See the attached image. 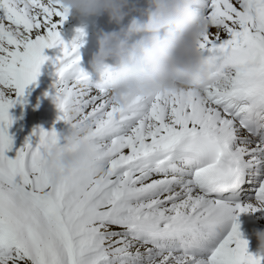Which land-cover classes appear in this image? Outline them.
<instances>
[{
    "label": "snow or ice",
    "instance_id": "snow-or-ice-1",
    "mask_svg": "<svg viewBox=\"0 0 264 264\" xmlns=\"http://www.w3.org/2000/svg\"><path fill=\"white\" fill-rule=\"evenodd\" d=\"M194 8L208 23L198 43L207 82L121 108L111 68L94 79L82 66L84 30L61 38L68 10L56 0H0V264H264L249 254L239 219L264 212V0ZM57 47V122L90 129L95 159L51 185L45 166L64 134L35 129L9 158L8 129L44 50Z\"/></svg>",
    "mask_w": 264,
    "mask_h": 264
},
{
    "label": "clouds",
    "instance_id": "clouds-1",
    "mask_svg": "<svg viewBox=\"0 0 264 264\" xmlns=\"http://www.w3.org/2000/svg\"><path fill=\"white\" fill-rule=\"evenodd\" d=\"M69 15L82 18L107 16L110 23L121 25L137 11L133 0H56ZM145 22L132 18L126 27L101 33L91 67L101 73L111 68L112 100L121 108L130 97L147 98L169 91L193 90L207 82L208 61L198 43L205 36L208 23L194 8V0H147ZM141 38L129 43L133 37ZM91 130L78 128L64 134L60 145L49 153L45 173L51 185L66 180L72 173L88 171L95 159L90 144ZM98 179L104 168L92 169ZM257 254L264 256V230L253 233Z\"/></svg>",
    "mask_w": 264,
    "mask_h": 264
},
{
    "label": "bare ground",
    "instance_id": "bare-ground-1",
    "mask_svg": "<svg viewBox=\"0 0 264 264\" xmlns=\"http://www.w3.org/2000/svg\"><path fill=\"white\" fill-rule=\"evenodd\" d=\"M74 16V14L69 15L67 20L58 29L65 43H70L72 37H75L74 32L76 30L73 29ZM104 19L103 24L109 22L107 16ZM54 73L55 67L45 75L39 91L36 89L35 84L29 86L26 89V103L22 106L16 105L10 109V116L14 123L8 129L9 135L13 138V150L7 153L9 158H15L16 152L24 146L25 141L29 137H32L35 129L42 128L45 131H51L54 128L58 134L67 133L66 126L62 122H57L58 110L51 99L52 86L56 79ZM45 98H48V102H44ZM15 128H20L21 135L15 134ZM32 139L35 141L36 138L32 137ZM260 213L252 214V216L260 218V221L250 220L249 224L251 226L260 227L264 224V216L260 215Z\"/></svg>",
    "mask_w": 264,
    "mask_h": 264
},
{
    "label": "rangeland",
    "instance_id": "rangeland-1",
    "mask_svg": "<svg viewBox=\"0 0 264 264\" xmlns=\"http://www.w3.org/2000/svg\"><path fill=\"white\" fill-rule=\"evenodd\" d=\"M44 102H48V98L46 99H44ZM25 131V130H24ZM15 134H17V135H21V130H20V128H15Z\"/></svg>",
    "mask_w": 264,
    "mask_h": 264
}]
</instances>
